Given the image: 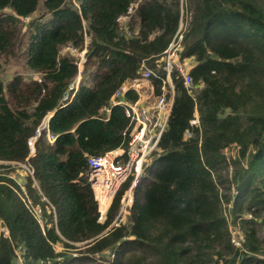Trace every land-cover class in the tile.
Returning a JSON list of instances; mask_svg holds the SVG:
<instances>
[{
    "label": "trees",
    "instance_id": "trees-1",
    "mask_svg": "<svg viewBox=\"0 0 264 264\" xmlns=\"http://www.w3.org/2000/svg\"><path fill=\"white\" fill-rule=\"evenodd\" d=\"M179 33L192 90L174 71L161 152L127 220L110 226L131 178L101 221L89 158L127 146L130 118L111 99L144 66L160 94ZM68 45L86 48L73 96ZM11 57L37 75L0 76V264L19 252L24 264H264V0H0V70ZM27 162L33 174L20 173Z\"/></svg>",
    "mask_w": 264,
    "mask_h": 264
},
{
    "label": "built area",
    "instance_id": "built-area-1",
    "mask_svg": "<svg viewBox=\"0 0 264 264\" xmlns=\"http://www.w3.org/2000/svg\"><path fill=\"white\" fill-rule=\"evenodd\" d=\"M126 18L127 16L121 17V21H124ZM184 47V36L182 33H179L178 37L164 51L162 65L166 71V76L162 77L160 94H157L156 88L154 91V77L158 75L152 68L144 66V69L138 75L123 83L111 99L110 106L122 105L125 108L127 116L130 118V123L124 130V135L129 138L128 144L126 147L121 145L101 155L91 156L89 158L88 171V180L91 182L95 199L98 202L99 220L101 221L107 218L108 211L116 195L123 184L131 177L130 185L121 196L119 210L110 226H119L126 220L134 203V187L137 185L146 165L152 160L153 154L161 152L160 139L168 124L174 100L173 72L176 71L183 78L187 88L192 90L191 64L189 65L181 57V51ZM73 49L77 51V47L75 48L74 46ZM85 51L86 48L80 53L78 74L69 88V94L72 96L75 95L80 86L86 61ZM150 79L151 82L149 81ZM144 80H148L147 83H151L150 94H142L144 90L143 84L146 83ZM168 86L169 88H167ZM129 90L137 91L138 96L135 101H131L125 97L126 92ZM152 97L151 101L144 103L145 99L150 100ZM110 106L105 108L107 114L111 110ZM199 121V112L196 110L191 123L199 124ZM185 135L190 136L191 131L186 130ZM50 139L54 140L51 136ZM33 153L34 150H31V154ZM27 165L30 174H33V166L29 162ZM238 229L232 230L233 241L236 245L241 246L244 233L241 229H239L240 231Z\"/></svg>",
    "mask_w": 264,
    "mask_h": 264
},
{
    "label": "rangeland",
    "instance_id": "rangeland-1",
    "mask_svg": "<svg viewBox=\"0 0 264 264\" xmlns=\"http://www.w3.org/2000/svg\"><path fill=\"white\" fill-rule=\"evenodd\" d=\"M74 48V46H66V47H64L63 48V51L62 52H66V53H69V54H73V55H75V56H77L78 57V60L80 59V53L82 52V50H79V48H77V51H76V49H73ZM76 48V47H75ZM193 62H191V63H189V65L190 64H192ZM1 64H3V67H2V69L0 70V76L3 78V80L7 83V82H9L16 74H17V72H19V71H21V72H23V74H24V76H31V75H37L36 73H32V71L30 72V70H27V69H25V66H24V63H23V61L21 60V59H19V58H9L7 61H5V58H3L2 59V61H1ZM84 69H85V63H84ZM84 69H83V71H84ZM84 73V72H83ZM145 81V80H144ZM150 82H151V79L149 80ZM143 82V81H142ZM146 83L145 84H143V88H144V90L142 91V94H150L151 92L149 91V89H150V85H151V83H147L148 82V80H146L145 81ZM155 85V84H154ZM155 88H156V85L154 86V91H155ZM167 88H169V86L167 87ZM153 99V97L152 98H150V100H147V99H145V101H144V103H148L149 101H151ZM45 123L46 125H47V121H44V119H43V121H42V123ZM41 123V124H42ZM45 125V126H46ZM44 128V127H43ZM35 136H37V137H39L38 136V134H36ZM34 136V137H35ZM239 149V147L237 146V145H232V146H230V147H228L227 149H225V153H226V155L228 156V159H230L232 156L233 157H235L236 156V154H237V150ZM28 162L27 163H23L22 164V168H21V171H20V173L21 174H24V175H26L27 173H30L29 172V167H28ZM145 170V169H144ZM26 171H27V173H26ZM14 174V173H13ZM131 178V177H130ZM129 178V179H130ZM124 185V184H123ZM135 189H134V198H135V190H136V186L134 187ZM125 192V191H124ZM133 207V206H132ZM38 214V213H37ZM127 217H128V215H127ZM127 217H126V220H127ZM233 220V216H232V218L231 217H229V220ZM232 224V223H231ZM239 230V229H238ZM0 231H2L4 234H6V235H8L9 234V229H8V227H7V225H6V223L3 221V220H1V226H0ZM235 231V230H234ZM240 231V230H239ZM264 233V232H263ZM56 249L57 250H62L63 249V246H62V244H57L56 245ZM86 254H88V253H86ZM104 255H106V254H104ZM96 256H101V253L100 254H97ZM21 259H23L22 257H21V253L19 252V254H18V260H17V263L18 264H22L23 262H22V260ZM89 264V263H88Z\"/></svg>",
    "mask_w": 264,
    "mask_h": 264
},
{
    "label": "water",
    "instance_id": "water-1",
    "mask_svg": "<svg viewBox=\"0 0 264 264\" xmlns=\"http://www.w3.org/2000/svg\"><path fill=\"white\" fill-rule=\"evenodd\" d=\"M55 111L56 110H53L52 112H50V114L49 115H47L45 118H44V121H47L48 122V120L51 118V116L55 113ZM45 123L43 122L41 125H40V127H39V129H38V131H37V134H38V136L40 135V133H41V129L43 128V127H45ZM37 136H36V138H35V141H34V143H33V145L31 146V150H34V148H35V142H36V140H37Z\"/></svg>",
    "mask_w": 264,
    "mask_h": 264
},
{
    "label": "clouds",
    "instance_id": "clouds-1",
    "mask_svg": "<svg viewBox=\"0 0 264 264\" xmlns=\"http://www.w3.org/2000/svg\"><path fill=\"white\" fill-rule=\"evenodd\" d=\"M162 64H163V62H162ZM65 104H66V103H65ZM65 104H64V105H65Z\"/></svg>",
    "mask_w": 264,
    "mask_h": 264
}]
</instances>
